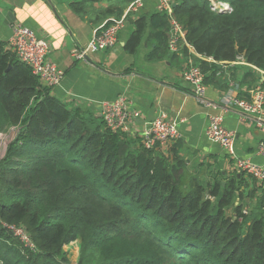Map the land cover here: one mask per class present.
<instances>
[{
    "label": "trees",
    "instance_id": "trees-1",
    "mask_svg": "<svg viewBox=\"0 0 264 264\" xmlns=\"http://www.w3.org/2000/svg\"><path fill=\"white\" fill-rule=\"evenodd\" d=\"M216 1L231 13L176 0L188 45L264 71V0ZM150 21L151 57L160 58L168 19L157 12ZM146 30L139 18L126 52L135 53ZM11 128L18 133L0 159V264H69L65 248L77 241V264H264V196L244 214L235 178L201 181L185 175L179 157L133 148L100 117L52 96L0 43V134ZM7 226L23 228L34 249Z\"/></svg>",
    "mask_w": 264,
    "mask_h": 264
},
{
    "label": "crops",
    "instance_id": "crops-1",
    "mask_svg": "<svg viewBox=\"0 0 264 264\" xmlns=\"http://www.w3.org/2000/svg\"><path fill=\"white\" fill-rule=\"evenodd\" d=\"M135 1L138 0H0V43L9 44L15 24L45 39L50 46L48 61L64 73L61 83L50 89V94L70 108L100 117L103 103L124 95L134 118L121 134L134 143L135 149L142 147L141 135L149 122L160 115L175 120L180 138L155 149L154 156L172 155L183 159L185 175L197 176L201 181L221 180L224 185L235 178L241 193L236 196L235 205L241 203L244 211H252L264 196V183L245 175L241 177L235 160L264 165V132L243 121L237 109L225 101L229 97L249 98L264 82L263 70L243 60L216 62L197 55L190 45L176 53L167 48L163 57L159 58L158 54L152 58L156 43L151 37L150 20L158 12L157 0H142L136 14L126 15L113 49L89 55L87 62L73 58V51L87 45L105 21L119 20ZM118 11H121L119 16ZM8 12L14 17L11 25L2 22ZM139 18L145 19L147 30L135 53L129 54L124 47ZM189 58L204 63L208 70L203 72L205 99L211 103L207 107L195 100L192 89L182 79ZM211 116H221L223 128L234 134L233 157L206 139L205 130ZM262 144L263 150H260Z\"/></svg>",
    "mask_w": 264,
    "mask_h": 264
},
{
    "label": "built area",
    "instance_id": "built-area-1",
    "mask_svg": "<svg viewBox=\"0 0 264 264\" xmlns=\"http://www.w3.org/2000/svg\"><path fill=\"white\" fill-rule=\"evenodd\" d=\"M206 1L212 11L217 12L223 9L227 11L226 13H231V7L228 3L216 0ZM175 2L176 0H157L156 7L157 11L165 14L168 19V48L172 53L188 46L184 30L173 14ZM141 7L142 0L135 1L119 20L105 21L95 31L87 45L78 47L73 51V58L80 62H87L89 55L113 49L118 43V33L126 21V15L136 14ZM8 46L16 55L17 60L31 70V73L38 78L43 87L52 89L61 83L64 73L54 63L48 61L50 53L48 42L38 37L34 31L22 25H13ZM237 60L240 61L242 58ZM182 79L192 89V95L197 102L206 107L211 104L205 99V74L200 65L192 58L188 59L182 71ZM225 103L236 108L239 117L243 121L256 125L264 132V87L261 84L255 88L249 98L229 97ZM100 112V118L103 120L105 127L116 133L126 132L134 118L130 102L124 95L118 96L112 102L103 103ZM205 137L209 142L219 145L230 157L234 156V134L223 128L221 116L208 118ZM179 138L180 133L176 121L166 115H160L147 124L142 132L141 142L142 147L150 151L165 147ZM260 150H263V144L260 145ZM235 168L239 173L250 179L264 183V165H257L249 160L237 159L235 160ZM244 214H247V211H244ZM7 228L20 240L25 248L34 249L23 228L17 226H7Z\"/></svg>",
    "mask_w": 264,
    "mask_h": 264
},
{
    "label": "rangeland",
    "instance_id": "rangeland-1",
    "mask_svg": "<svg viewBox=\"0 0 264 264\" xmlns=\"http://www.w3.org/2000/svg\"><path fill=\"white\" fill-rule=\"evenodd\" d=\"M18 130L10 129L7 133L0 136V159L4 158L8 145L17 135ZM80 253V241L70 244L65 248L64 256L68 259L69 264H77Z\"/></svg>",
    "mask_w": 264,
    "mask_h": 264
},
{
    "label": "water",
    "instance_id": "water-1",
    "mask_svg": "<svg viewBox=\"0 0 264 264\" xmlns=\"http://www.w3.org/2000/svg\"><path fill=\"white\" fill-rule=\"evenodd\" d=\"M217 12L220 13V14H223V13H226L227 11L221 9V10H218ZM0 16H1V11H0ZM5 16H6L5 19L2 21L3 24H5V25H11L14 22L13 15L10 12H8V13H6ZM129 21L132 22V19H130Z\"/></svg>",
    "mask_w": 264,
    "mask_h": 264
}]
</instances>
